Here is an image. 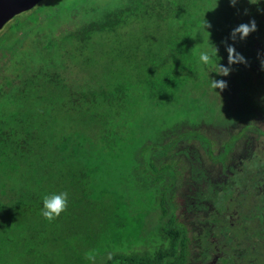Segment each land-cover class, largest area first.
Listing matches in <instances>:
<instances>
[{
    "label": "rangeland",
    "instance_id": "374dc122",
    "mask_svg": "<svg viewBox=\"0 0 264 264\" xmlns=\"http://www.w3.org/2000/svg\"><path fill=\"white\" fill-rule=\"evenodd\" d=\"M175 1L41 0L0 29V36L18 30L12 54L0 49V83L8 76L0 89V193L18 195L23 186L34 194L40 178L45 192L49 185L68 191L75 181L74 195L93 203L84 249L61 234L69 230L62 213L49 221L30 198H10L0 264H101L114 252L152 251L161 244L158 227L169 225L186 231V264H264V34L228 41L246 63L216 77L227 81L218 93L197 67L195 85L150 98L132 73L177 24L189 23L193 56L197 32L207 43L196 18L206 17L208 0L197 1L199 14L177 16ZM212 3L209 39L217 46L226 8L228 34L249 20L264 24V0ZM115 9L112 31H82L100 30L82 27ZM218 54L226 63V53ZM236 134L241 143L221 169L212 159ZM194 136L207 138L212 158Z\"/></svg>",
    "mask_w": 264,
    "mask_h": 264
},
{
    "label": "trees",
    "instance_id": "16d2710c",
    "mask_svg": "<svg viewBox=\"0 0 264 264\" xmlns=\"http://www.w3.org/2000/svg\"><path fill=\"white\" fill-rule=\"evenodd\" d=\"M140 1V0H139ZM199 0H176L175 1V10L177 12L176 16L180 13L188 14V10L190 12L198 13L199 8L196 4ZM207 12L206 17L204 20L208 23V31H211V14L213 12V3L212 0H208L207 2ZM174 5V4H173ZM203 5V1H202ZM148 9H151V4L146 5ZM157 6L156 3L153 7ZM125 9L123 8V11ZM181 11V12H179ZM225 13L222 14V24L223 28L218 29V48L219 51L224 52L223 41H226L228 36V28L230 22V11L229 8L225 9ZM119 9L115 10H108L106 12H102L98 19L86 24L82 27V29H89L94 27L95 29L100 30H82V31H96V32H107L112 31L118 23L117 13H119ZM203 16H199L196 18V22L198 24L203 23ZM186 21L187 20H183ZM111 29V30H103V29ZM191 30L189 23H179L176 26V30L174 33L166 37L164 40V44H160L158 46V50L156 52H151L149 56V60H147L142 66L135 67L136 72L132 73L135 76L136 84L141 85L142 89L146 91L150 98L152 97H162L168 96L171 93L178 92L184 85H195L196 82L199 80V70L197 69L195 58L192 53V48L190 45V32ZM18 30H8L5 34L0 36V49H6L11 52L12 45H14V41L16 40ZM254 32H259L264 34V24L257 23L256 29ZM250 33H253L250 32ZM225 53V52H224ZM250 67L253 70H257L255 65L249 63ZM8 76L5 75L3 77V81L7 79ZM2 81V82H3ZM0 83V89L2 88ZM188 135H184L183 137H187ZM195 137V136H194ZM199 140L202 148L204 149L205 153L211 157V151L207 147V138L203 137L199 139V137H195ZM241 137L236 134L234 143L225 144V152L221 156L220 160L216 163V160L213 158L212 161L221 169H226V162L230 158V152L233 149H236L238 146L235 143H241ZM256 140L258 137H255ZM249 140V138H247ZM234 144V145H233ZM251 144H244V150L250 147ZM242 154L241 156H243ZM212 158V157H211ZM219 163V164H218ZM197 171V170H196ZM197 174V173H196ZM159 178H157L158 180ZM5 185V184H4ZM40 187L44 188V180L39 179L36 182V191L34 194H29V191L26 187L20 188V192L18 195H15L12 192V188L10 189V193L2 192L0 193V224L4 220L6 213L12 212L14 207L11 204L10 198L20 197L24 199L23 203L26 202L27 198L31 199V202L35 203L34 209H40V196L45 191L39 189ZM62 187L58 185L57 189H53L51 185L47 186V190L50 191H60ZM70 187L68 191V201L74 198L73 203L77 208V213L73 216L70 215L72 212V207L66 206L65 210L62 214L65 217L66 225L69 227V230H62L61 234L63 235H73L78 241L82 242L83 248L86 249L90 244L89 241V234L92 232L89 227H93L91 222H89L86 226L84 219H86L87 211L92 209L93 203L92 201L88 202L83 199V197L78 198L77 193L81 187L77 186L75 181L70 182L68 185ZM84 187V186H83ZM14 191V190H13ZM9 199V200H8ZM70 202V201H69ZM15 205V204H14ZM16 207H19L15 205ZM108 210V209H107ZM108 221L111 219L109 213L104 215ZM101 217H99L100 220ZM174 220H170L169 223L173 224ZM95 228V227H94ZM55 235V234H53ZM60 234H58L59 236ZM76 236V237H75ZM156 236L159 238V245L152 251H144V252H130V253H123V252H114L107 257H105L101 264H186L187 262V255H188V236L186 231L182 227H178L176 225H169V226H160L156 232ZM61 237V235L59 236ZM79 244L76 242L75 245ZM81 244L78 245L80 248Z\"/></svg>",
    "mask_w": 264,
    "mask_h": 264
},
{
    "label": "clouds",
    "instance_id": "9594fccd",
    "mask_svg": "<svg viewBox=\"0 0 264 264\" xmlns=\"http://www.w3.org/2000/svg\"><path fill=\"white\" fill-rule=\"evenodd\" d=\"M236 0H229V4L234 5ZM250 3H256L257 0H249ZM216 7V6H215ZM214 7V8H215ZM213 9V8H212ZM205 13V12H204ZM202 30L207 34V43H204L205 37L197 32L200 37V47L194 53L197 67L201 70V75L206 76L205 81L208 91L218 93L217 90H223L227 86L225 79L216 77H227L231 71V66L237 63H246L244 56L236 51L233 43L228 41H235L237 38L240 40L245 39L248 34L255 31L256 24L254 20H249L247 23H240L234 28L230 29L227 40L223 41L224 52L226 53V63H221L222 57L218 54V46L210 41L209 25L204 20L203 14ZM261 67L264 68V62H261ZM210 74H215L212 76ZM68 202V193L66 191H47L40 196V215L46 220H53L59 216L66 208Z\"/></svg>",
    "mask_w": 264,
    "mask_h": 264
},
{
    "label": "water",
    "instance_id": "95a60500",
    "mask_svg": "<svg viewBox=\"0 0 264 264\" xmlns=\"http://www.w3.org/2000/svg\"><path fill=\"white\" fill-rule=\"evenodd\" d=\"M41 0H0V29L12 17L28 11Z\"/></svg>",
    "mask_w": 264,
    "mask_h": 264
}]
</instances>
